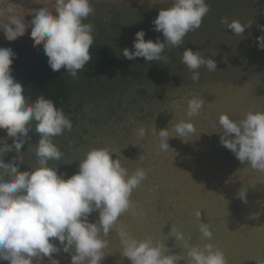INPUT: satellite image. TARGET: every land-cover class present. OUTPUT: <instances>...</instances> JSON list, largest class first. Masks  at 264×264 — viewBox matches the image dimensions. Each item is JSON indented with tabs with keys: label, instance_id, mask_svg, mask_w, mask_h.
Returning a JSON list of instances; mask_svg holds the SVG:
<instances>
[{
	"label": "rangeland",
	"instance_id": "rangeland-1",
	"mask_svg": "<svg viewBox=\"0 0 264 264\" xmlns=\"http://www.w3.org/2000/svg\"><path fill=\"white\" fill-rule=\"evenodd\" d=\"M18 13L30 23L35 12L54 0H14ZM95 11L84 21L94 26V43L114 47L118 59L106 72L84 71L70 79L72 97L68 118L71 130L52 137L63 153L61 160L49 161L58 175L65 179L79 169L80 160L92 148H107L113 159H119L129 173L137 169L146 172V179L136 188L131 201L132 211L119 218L137 238L151 237L165 244L171 253L186 255L174 237L175 228L189 238V244L211 242L223 251L227 264H257L264 262V172L241 163L233 152L222 146L220 114L239 120L248 111H264V49L257 37L264 35V0H206L210 11L201 26L189 31L180 47H165L167 60L145 61L142 57L128 60L124 48L134 50L135 33L145 31V40L163 41L162 32L153 28L152 21L161 8L170 7L172 0H91ZM55 15V10L53 9ZM110 17V19H107ZM253 21L242 36L235 35L221 24V18ZM31 28L14 41L0 32V45L13 48L18 55V67L27 62L38 47L30 37ZM191 48L205 58L216 61L217 69H199V80H192V71L182 63L183 50ZM20 83L18 73H14ZM193 97L204 100L199 115L191 118L195 133L177 137L174 126L188 120V101ZM31 104V101L26 98ZM146 129L139 138L136 130ZM168 128L169 149L159 148V139L152 134ZM7 144L13 139L0 129ZM40 134L36 122H31L19 160L13 148L4 156L5 163L16 159L20 171L38 166L35 146ZM142 156V159H139ZM245 192V198L239 194ZM201 210V220L196 211ZM99 212L88 219L95 222ZM208 223L213 232L211 241H201L199 224ZM102 264H130L122 255L115 231L107 237ZM62 247L58 240H53ZM53 257L59 264H71V253L61 250ZM0 264H10L0 260ZM33 264H37L33 260ZM40 264H51L48 257ZM179 264H186L181 259Z\"/></svg>",
	"mask_w": 264,
	"mask_h": 264
},
{
	"label": "clouds",
	"instance_id": "clouds-1",
	"mask_svg": "<svg viewBox=\"0 0 264 264\" xmlns=\"http://www.w3.org/2000/svg\"><path fill=\"white\" fill-rule=\"evenodd\" d=\"M94 11L91 0H54L51 9L40 8L30 23H26L14 0H0V32L8 41H14L30 27L33 46L43 45L51 69L63 68L76 78L92 59L94 26L84 21ZM209 11L206 0H172L171 6L161 8L152 21L154 30L162 32L163 41L159 38L155 42L145 40V31L139 30L135 33L134 50L124 48L123 57L166 61L167 57L162 55L166 45H183L186 34L198 29ZM220 22L239 36L253 23L227 17H222ZM261 28L264 31V26ZM257 40L258 47L264 49V35ZM15 56L10 47H0V129H5L7 136L13 139L12 144H7L0 137V260L10 264H33L35 259L40 264L48 257L51 264H59L53 254L63 250L71 253V264H102L104 250L109 245L103 237L115 231L122 255L130 264H179L181 259L186 264H227L223 251L216 245L211 242L190 245L189 238L175 228H171L170 237L186 250L184 256L171 253L165 244L151 237L137 238L119 223L124 213L132 211L135 214L131 195L146 179V172L137 169L129 173L119 159H113L107 148L90 149L80 160L79 170L67 179L58 175L49 161L61 160L63 153L51 138L70 131L72 122L43 95L34 103L26 101L24 88L15 81L10 67ZM181 60L192 71L194 82L199 80L201 67L209 71L217 69L214 59L205 58L191 48L183 50ZM203 105L200 97L188 101L186 115L189 119L174 126L175 136L182 138L195 133L191 118L200 114ZM33 121L40 134L35 146L38 166L20 171L16 159L5 163L4 156L14 148L19 160L23 161L20 149ZM218 123L222 129L218 132L221 145L233 152L241 163L264 172V111L250 110L239 120L222 113ZM136 134L143 138L146 129L140 127ZM152 134L158 137L160 150L170 148L168 140L172 136L168 128L159 131L153 128ZM245 195V192L239 194L242 199ZM94 211H98L99 216L91 222L88 217ZM195 215L201 220V210ZM199 233L201 241L212 240L213 232L208 223L199 224ZM53 240H58L62 247ZM257 264L264 262L257 261Z\"/></svg>",
	"mask_w": 264,
	"mask_h": 264
},
{
	"label": "trees",
	"instance_id": "trees-1",
	"mask_svg": "<svg viewBox=\"0 0 264 264\" xmlns=\"http://www.w3.org/2000/svg\"><path fill=\"white\" fill-rule=\"evenodd\" d=\"M0 47H8L0 45ZM11 48V47H10ZM16 54L12 65V75L18 73L21 86L24 88V96L31 103L43 95L46 99H51L57 108L63 110L66 116L70 113V100L72 97V88L70 79L73 78L65 71H53L48 64V58L44 53L43 46L31 52L26 63L18 67V55ZM92 59L87 63L77 76L84 71L106 72L113 68L117 62L118 56L114 47L107 43L95 42L90 48Z\"/></svg>",
	"mask_w": 264,
	"mask_h": 264
}]
</instances>
